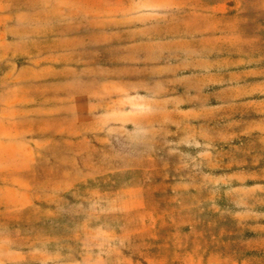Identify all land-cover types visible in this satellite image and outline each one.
<instances>
[{
    "label": "rangeland",
    "instance_id": "obj_1",
    "mask_svg": "<svg viewBox=\"0 0 264 264\" xmlns=\"http://www.w3.org/2000/svg\"><path fill=\"white\" fill-rule=\"evenodd\" d=\"M104 1L0 31V264H264L260 1Z\"/></svg>",
    "mask_w": 264,
    "mask_h": 264
},
{
    "label": "crops",
    "instance_id": "obj_2",
    "mask_svg": "<svg viewBox=\"0 0 264 264\" xmlns=\"http://www.w3.org/2000/svg\"><path fill=\"white\" fill-rule=\"evenodd\" d=\"M38 6L40 8V14L32 16L31 7L32 0H0V31L5 29H13L9 27L10 22H37V23H47L52 19L61 18H72V17H83V21L89 24L100 23L109 20H118L119 22L128 21L129 15L126 14L127 3L120 2L114 5L106 4L104 0H39ZM228 0H213L209 4L211 8L210 11L222 12L221 7ZM240 3L237 0H231ZM252 0H248L251 3ZM255 1V0H254ZM257 1V0H256ZM260 6L256 8L258 11L264 9V0H259ZM143 1H134L131 4L137 8V10L142 8ZM186 3V4H185ZM180 7L190 5L189 2H182ZM176 7V6H173ZM3 14V15H2ZM136 14L133 21H138ZM44 26H39L42 28ZM16 29V28H15ZM1 33V32H0ZM116 262L131 263V259L126 254L118 251L117 257H114Z\"/></svg>",
    "mask_w": 264,
    "mask_h": 264
}]
</instances>
